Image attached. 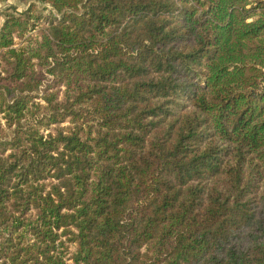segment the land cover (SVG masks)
Wrapping results in <instances>:
<instances>
[{
    "label": "trees",
    "instance_id": "16d2710c",
    "mask_svg": "<svg viewBox=\"0 0 264 264\" xmlns=\"http://www.w3.org/2000/svg\"><path fill=\"white\" fill-rule=\"evenodd\" d=\"M40 1L0 26V264H264V0Z\"/></svg>",
    "mask_w": 264,
    "mask_h": 264
},
{
    "label": "rangeland",
    "instance_id": "374dc122",
    "mask_svg": "<svg viewBox=\"0 0 264 264\" xmlns=\"http://www.w3.org/2000/svg\"><path fill=\"white\" fill-rule=\"evenodd\" d=\"M31 1H36L37 5H38V7H39V10L43 11V13H48V10L45 9V8H43V7H44L45 5H49V7H50L51 5H50L49 3L41 2L40 0H20V1H18V2H15V3H16L15 5H17L19 8H26V7L29 5V3H30ZM11 4H14V3H12V2H8V3H6V4H1V6H0V15H2L3 17H5V16H4V13H3V10H4L7 6H9V5H11ZM5 6H6V7H5ZM38 12H39V11H38ZM22 40H23V39L16 38V41H17V44H16V45H20V44H22V43H23ZM2 121L4 122L5 119H2ZM69 245H70V248L72 249V248H73V243H72V242H69Z\"/></svg>",
    "mask_w": 264,
    "mask_h": 264
},
{
    "label": "crops",
    "instance_id": "0c3cea01",
    "mask_svg": "<svg viewBox=\"0 0 264 264\" xmlns=\"http://www.w3.org/2000/svg\"><path fill=\"white\" fill-rule=\"evenodd\" d=\"M18 1H20V0H0V6H1V4H6L8 2H12V3L16 4L15 2H18ZM3 20H4V17L2 15H0V26L2 25Z\"/></svg>",
    "mask_w": 264,
    "mask_h": 264
}]
</instances>
